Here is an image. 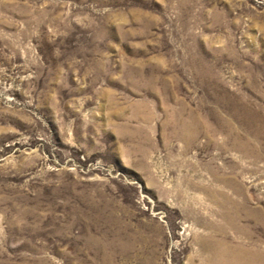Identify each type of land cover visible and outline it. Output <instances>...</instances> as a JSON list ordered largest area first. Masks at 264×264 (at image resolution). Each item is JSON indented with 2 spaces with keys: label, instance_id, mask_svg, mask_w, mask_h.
<instances>
[{
  "label": "rangeland",
  "instance_id": "rangeland-1",
  "mask_svg": "<svg viewBox=\"0 0 264 264\" xmlns=\"http://www.w3.org/2000/svg\"><path fill=\"white\" fill-rule=\"evenodd\" d=\"M0 264H264V0H0Z\"/></svg>",
  "mask_w": 264,
  "mask_h": 264
}]
</instances>
